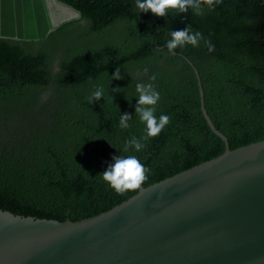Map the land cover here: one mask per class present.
I'll use <instances>...</instances> for the list:
<instances>
[{
  "label": "trees",
  "instance_id": "trees-1",
  "mask_svg": "<svg viewBox=\"0 0 264 264\" xmlns=\"http://www.w3.org/2000/svg\"><path fill=\"white\" fill-rule=\"evenodd\" d=\"M58 1L81 18L39 41L0 38V163L66 199L115 208L140 188L118 193L99 176L114 156H138L149 187L225 153L200 85L231 150L264 141V0H224L202 16L170 10L161 21L135 0ZM189 25L214 51L203 40L168 51L170 33ZM138 83L159 92L156 116L171 117L146 140ZM133 136L145 147L124 152Z\"/></svg>",
  "mask_w": 264,
  "mask_h": 264
},
{
  "label": "water",
  "instance_id": "water-1",
  "mask_svg": "<svg viewBox=\"0 0 264 264\" xmlns=\"http://www.w3.org/2000/svg\"><path fill=\"white\" fill-rule=\"evenodd\" d=\"M81 13L0 0V38L39 41ZM226 151L115 208L66 199L0 163V264H264V141Z\"/></svg>",
  "mask_w": 264,
  "mask_h": 264
},
{
  "label": "clouds",
  "instance_id": "clouds-1",
  "mask_svg": "<svg viewBox=\"0 0 264 264\" xmlns=\"http://www.w3.org/2000/svg\"><path fill=\"white\" fill-rule=\"evenodd\" d=\"M224 0H135V7L139 12H145L147 14H155L158 18L151 20L161 21V17L168 15L170 10L177 11L179 13H188L190 9L194 11L195 15L202 16L205 14V8L208 11H214L217 5H220ZM171 39L168 40L167 49L170 53L175 54L174 50L177 48H183L186 45L193 47H200V43L203 40L208 48V51H214V46L209 40H205L203 33L194 31L191 25L183 30H176L170 33ZM119 69L112 79H119ZM152 80L156 79V76L151 77ZM119 91V89H117ZM136 91L139 94V106L136 111L141 122L146 125V136L142 139L158 136L164 128L170 123L171 117L161 114L156 116V105L160 100V94L157 92L152 84L136 85ZM104 96V89L102 86L97 87L89 97V100L100 99ZM130 117L123 116L120 118V127L129 128L131 125L127 122ZM145 145L141 139L133 136L126 141V145L123 149L124 152H128L129 149H135V151H141ZM114 163L110 164L107 170L102 172L99 176L109 184L118 193H124L128 190H136L141 187L148 175L151 173V169L146 167L145 164L136 155H121L113 157Z\"/></svg>",
  "mask_w": 264,
  "mask_h": 264
},
{
  "label": "rangeland",
  "instance_id": "rangeland-1",
  "mask_svg": "<svg viewBox=\"0 0 264 264\" xmlns=\"http://www.w3.org/2000/svg\"><path fill=\"white\" fill-rule=\"evenodd\" d=\"M57 38H59V37H57Z\"/></svg>",
  "mask_w": 264,
  "mask_h": 264
}]
</instances>
